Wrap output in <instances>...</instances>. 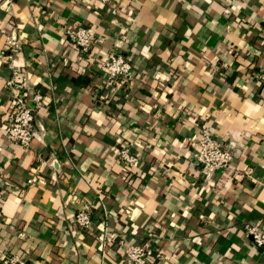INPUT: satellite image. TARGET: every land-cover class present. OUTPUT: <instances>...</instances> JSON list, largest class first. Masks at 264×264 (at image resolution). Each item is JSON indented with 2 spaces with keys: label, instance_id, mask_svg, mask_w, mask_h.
<instances>
[{
  "label": "crops",
  "instance_id": "0c3cea01",
  "mask_svg": "<svg viewBox=\"0 0 264 264\" xmlns=\"http://www.w3.org/2000/svg\"><path fill=\"white\" fill-rule=\"evenodd\" d=\"M68 25L95 33L90 62ZM0 26V52L20 38L13 63L43 97L31 147L8 141L0 59V256L130 264L132 245L153 250L150 264H264L244 232L264 230V0H0ZM111 53L132 65L125 95L103 86ZM82 73L92 87L76 85ZM202 130L231 152L232 171L192 166L188 140ZM124 146L132 168L116 155ZM84 207L89 230L74 223Z\"/></svg>",
  "mask_w": 264,
  "mask_h": 264
},
{
  "label": "built area",
  "instance_id": "2783aa9c",
  "mask_svg": "<svg viewBox=\"0 0 264 264\" xmlns=\"http://www.w3.org/2000/svg\"><path fill=\"white\" fill-rule=\"evenodd\" d=\"M104 5L110 4L111 0H94ZM0 32L4 30L0 26ZM65 40L78 51L79 56L91 61V50L96 41L95 33L85 26H71L64 28ZM21 41L15 34L7 35L5 49L0 52V59L9 63L11 76L6 81V87L11 94V111L4 127L5 138L29 149L36 133L33 127L37 112L43 106V97L40 93H31L21 78V72L14 65V57L18 53ZM98 68L103 73V86L111 94H126V83L132 77V65L121 54L111 53L100 60ZM258 79L264 84V75L260 74ZM188 144L193 150L192 166L203 172L213 173L216 171H232L231 152L218 143L206 130H202L196 139H189ZM118 159L124 166L132 168L138 161V156L130 152L129 147H123L117 151ZM27 185H45L46 180L39 176H31L26 180ZM75 225L81 230H89L92 226L91 210L84 207L74 216ZM244 232L255 247H264V230L258 225L244 226ZM22 237V234H19ZM154 257L153 250L148 247L129 245L124 250V259L130 264H150ZM0 264H26L18 255L3 257Z\"/></svg>",
  "mask_w": 264,
  "mask_h": 264
},
{
  "label": "trees",
  "instance_id": "16d2710c",
  "mask_svg": "<svg viewBox=\"0 0 264 264\" xmlns=\"http://www.w3.org/2000/svg\"><path fill=\"white\" fill-rule=\"evenodd\" d=\"M256 72H260L258 68L256 69ZM91 79L92 78L89 75H87L85 73H82L79 76H77V78H75L74 82L76 83V85H80V86H83V87H92L91 86ZM1 190L2 189H1V184H0V191ZM23 253H24V251H23ZM7 255H12V254L4 253V254H2V256H0V260L3 257H6ZM20 257H21V259H23L25 261L26 264H29V261H28V259L26 258V256L24 254H22Z\"/></svg>",
  "mask_w": 264,
  "mask_h": 264
},
{
  "label": "rangeland",
  "instance_id": "374dc122",
  "mask_svg": "<svg viewBox=\"0 0 264 264\" xmlns=\"http://www.w3.org/2000/svg\"><path fill=\"white\" fill-rule=\"evenodd\" d=\"M10 256H12V255H7L6 257H10Z\"/></svg>",
  "mask_w": 264,
  "mask_h": 264
}]
</instances>
